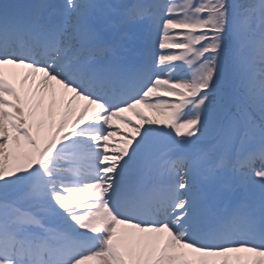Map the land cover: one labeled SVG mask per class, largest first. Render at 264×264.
I'll return each mask as SVG.
<instances>
[{
  "label": "snow or ice",
  "instance_id": "obj_1",
  "mask_svg": "<svg viewBox=\"0 0 264 264\" xmlns=\"http://www.w3.org/2000/svg\"><path fill=\"white\" fill-rule=\"evenodd\" d=\"M0 264H264V0L0 3Z\"/></svg>",
  "mask_w": 264,
  "mask_h": 264
},
{
  "label": "rangeland",
  "instance_id": "obj_2",
  "mask_svg": "<svg viewBox=\"0 0 264 264\" xmlns=\"http://www.w3.org/2000/svg\"><path fill=\"white\" fill-rule=\"evenodd\" d=\"M3 1H5V0H0V2H3ZM57 1H60V0H57ZM145 110L147 111V109H145ZM127 114L130 115L131 113H127ZM147 114H149L150 116L153 115V113H150L148 111H147ZM136 121L138 124L140 123L139 120L136 119ZM113 123H116V121H113ZM120 128H122V130L125 131V133H131V129L125 125H120ZM117 139H119V137H117Z\"/></svg>",
  "mask_w": 264,
  "mask_h": 264
}]
</instances>
